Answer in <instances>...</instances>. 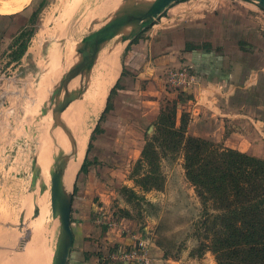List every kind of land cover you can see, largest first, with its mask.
Here are the masks:
<instances>
[{
  "label": "rangeland",
  "instance_id": "rangeland-1",
  "mask_svg": "<svg viewBox=\"0 0 264 264\" xmlns=\"http://www.w3.org/2000/svg\"><path fill=\"white\" fill-rule=\"evenodd\" d=\"M152 1L146 2L150 4ZM247 1L264 7V0ZM142 5L143 0H28L18 10L24 8L27 15L38 11L34 23L28 21L25 28L32 31L28 48L34 49V44H37L34 49L36 66L35 72L22 78V83L16 88L17 69L13 67L5 71L7 60L0 57V90H4L6 84L8 89L12 87L7 91L0 111V264H27L31 256L39 259L43 252L46 253L43 263L51 264L55 250L58 220L52 217L51 212L50 177L44 182L41 167L34 164L45 142L52 148L53 156L56 155L48 137L53 121L51 116H42L40 112L42 107L49 108L48 99L44 104L33 102L34 93L40 87L37 83L57 63L60 62L65 69L69 67L66 64L69 58L70 65L74 63L78 49L86 46L83 43L85 37L128 12L136 15ZM143 22L132 21L123 26L114 40L119 41L123 35H128L125 29L130 25L134 27L129 34L135 33L126 37L135 36L143 30ZM119 47L118 44L114 49ZM169 70L164 73L159 110L170 107L172 101L177 103L178 93L187 91L167 83ZM143 84L140 83L138 90L124 97V101L117 99L115 103L113 96L105 112H101L97 119L89 120L88 126H92L80 163L87 156L90 166L86 173H81L78 167L74 175L66 166L64 174L66 180L73 182L68 191L75 197L74 218L87 211L91 203H100L103 210L99 209V214L92 213L91 219L100 217L99 226L104 228L103 232L111 230L113 236L127 237L130 240L128 247L132 245V237L147 241L154 264H216L211 252L203 251L199 255L195 250L200 243L195 224L199 220L201 205L185 178L182 155L164 158V153L159 151L158 171L163 178L160 190H142L134 182L137 174L140 177L149 169L138 166L137 160L145 144V134L151 136V125L157 117L148 114L152 104L145 102L146 94L141 93ZM58 136L64 141V155L68 139L57 129L56 143ZM36 169L40 173L34 180ZM41 184L44 185L42 189ZM125 189L133 191L136 196ZM114 229L119 232H114ZM157 242L164 248L160 249L159 256L153 254ZM110 249L111 254L118 251L113 247ZM38 263L36 261L35 264Z\"/></svg>",
  "mask_w": 264,
  "mask_h": 264
},
{
  "label": "crops",
  "instance_id": "crops-1",
  "mask_svg": "<svg viewBox=\"0 0 264 264\" xmlns=\"http://www.w3.org/2000/svg\"><path fill=\"white\" fill-rule=\"evenodd\" d=\"M172 4L135 36L126 41L112 39L102 45L91 67L82 69L67 84V93L76 96L68 107L83 100L91 87V76L97 74L101 82L115 74L95 119L110 104L108 97L112 90L111 98L115 96L116 103L117 99L124 101L131 91L138 90L140 83H144L141 93L146 94L145 102L152 104L148 114L155 118L159 97L163 94L164 73L172 68L189 69L195 76V84L185 92L188 99H175L177 125L185 115L188 135L264 160V7L247 0H183ZM31 14L27 15L24 8L0 14V57L7 60L5 71L17 69L16 88L22 78L35 72L37 44L34 49L27 46L20 60H10L17 47L15 40L26 30ZM133 27L125 29L128 35ZM118 44L120 47L115 50ZM107 66L117 71L112 72ZM48 70L37 83L40 87L34 93V103L60 100L66 93L59 87L71 68L65 69L59 62ZM11 90L8 84L0 90V111L7 91ZM63 113L64 109L60 122H53L48 132L53 145L59 123L68 140L73 135L68 122L62 118ZM90 117L88 121L93 120ZM74 202L75 197L71 208L73 244L66 264H103L111 254V247L118 251L128 248L127 237L113 236L111 230L103 232L104 228L99 226L101 219L98 216L91 219L92 213L99 214L103 205L91 203L75 219ZM116 230L113 231L118 233ZM155 249L153 254L161 255ZM149 250L152 251L150 247Z\"/></svg>",
  "mask_w": 264,
  "mask_h": 264
},
{
  "label": "trees",
  "instance_id": "trees-1",
  "mask_svg": "<svg viewBox=\"0 0 264 264\" xmlns=\"http://www.w3.org/2000/svg\"><path fill=\"white\" fill-rule=\"evenodd\" d=\"M37 12L31 14V24ZM31 36V30L18 35L11 61L20 60ZM183 92L179 93V101L189 98ZM112 95L113 90L108 101ZM176 113L175 101L159 110L151 125L152 134H145L137 160L138 166H147L149 171L140 177L137 174L134 182L142 190H160L163 178L158 171L159 151L164 158L181 154L185 178L201 205L195 224L200 239L196 252H211L216 264H264V160L188 135L185 115L177 125ZM96 130L99 131L98 127ZM89 166L85 156L80 172L86 173ZM155 244L159 250L164 249L158 242Z\"/></svg>",
  "mask_w": 264,
  "mask_h": 264
},
{
  "label": "water",
  "instance_id": "water-1",
  "mask_svg": "<svg viewBox=\"0 0 264 264\" xmlns=\"http://www.w3.org/2000/svg\"><path fill=\"white\" fill-rule=\"evenodd\" d=\"M181 0H153L147 7V9L141 15H134L131 12L121 16L110 23L105 24L99 30L91 33L83 39V43L86 45L84 48L78 49V58L74 63L70 65V58L68 59V66L71 70L63 77L59 90H64L66 93L60 100L53 98L50 101V106L47 108L42 107L40 112L42 116L52 117V121L55 123L60 122L59 116L66 105L76 99L74 94H68L66 87L71 79L77 76L82 69H89L93 63V60L99 51V49L108 41L115 38L119 33L120 28L127 25L132 21H141L148 19L144 23V27L152 23L162 11H164L172 3H176ZM128 35H123L120 40L126 41ZM80 55V56H79ZM61 127V124H59ZM51 130V128H50ZM52 161L49 169L50 177V203L52 217L58 220V235L55 244V250L53 252L51 264H66L70 250L73 244V232L71 228V208L73 193L66 190L62 181V169L66 163V158L63 157L59 161L57 155L52 156ZM35 164V161H34ZM40 171L35 170L34 180L38 177ZM43 184L40 185L41 189Z\"/></svg>",
  "mask_w": 264,
  "mask_h": 264
},
{
  "label": "bare ground",
  "instance_id": "bare-ground-1",
  "mask_svg": "<svg viewBox=\"0 0 264 264\" xmlns=\"http://www.w3.org/2000/svg\"><path fill=\"white\" fill-rule=\"evenodd\" d=\"M27 1L28 0H12V1H4V2L0 1V14H9V13L17 12L22 7V5L25 4ZM146 1L147 0H143V5L141 7V10L136 15H141L148 8L147 6H148L149 2L147 3ZM112 6H113V4H112ZM143 20H145V19H143ZM143 20L134 21V22L139 24V23H142ZM133 33H135V32L130 33V35ZM38 36H41V35H38ZM38 38L39 39H37V40H40V37H38ZM74 56H73V58H74ZM113 61H114V59H113ZM110 67L111 66H109L108 68L110 69ZM105 69H107V68H105ZM105 69H104V71H105ZM110 70H113L112 72H114L115 69H110ZM115 71H117V70H115ZM98 74H99V72H98ZM96 75H93V77L91 76V78L89 79L90 80L89 83L90 84L92 83V84H91V87H89V90L86 91L87 93H86V95H84L83 100H81L80 102L76 101L73 104H71L69 107H68V105H66L64 107V113L62 114V118L69 123V127L72 131V133L71 132L70 133L74 135V137L72 135V137L67 141V143L65 145V149H64V155H63L66 158V163L62 169V172H63L62 181H63V185L66 188V190L70 189L72 186V183H73V182H70V179L66 180L64 177V174H66L65 173L66 166H67V170L72 175H74L75 172L77 171V169L80 165V162L82 160V157H83L85 142H86L87 136L89 134L90 127L92 126L90 124L89 126L86 127V125H85L86 121H88L90 116L93 117V120H94V118H96V116L99 112V109H101V107L103 106V102H104L103 100H104L105 95L107 94L106 90L110 86L111 81L114 78L113 76L115 74L112 77L110 75L109 79L106 78V80H102L101 82H99V80H97ZM103 79H104V77H103ZM74 84H75V81L70 85L74 86ZM69 114H71V115L67 117V115H69ZM59 124H61V127L59 125L58 130L65 137H67L66 132L63 131V129H62V123H59ZM42 140H44V138ZM63 142L64 141L62 140V138L60 136H58L57 137V143H56V141L54 143V153H56L59 161L61 160V158H63L61 156V150H63V146H62ZM52 156H53L52 148L50 146H48V144H46V142H45L44 144H42V147H41L39 154H38L37 163H35L41 167L40 168L41 169V176L44 179V182H47L49 179L48 176H49V169H50V166L52 163ZM42 178H40V180ZM71 178H72V176H71ZM39 182L40 181L38 179V184H39ZM35 189H37V188H35ZM44 254H46V253L43 252V256L41 255L42 260H39V259H41L40 255L38 256L39 259L37 257L31 256V258L29 259L30 261L27 264H35L36 261H37V263L39 262L38 264H44L43 263ZM33 256H36V255H33ZM45 258H46V256H45Z\"/></svg>",
  "mask_w": 264,
  "mask_h": 264
},
{
  "label": "built area",
  "instance_id": "built-area-1",
  "mask_svg": "<svg viewBox=\"0 0 264 264\" xmlns=\"http://www.w3.org/2000/svg\"><path fill=\"white\" fill-rule=\"evenodd\" d=\"M167 83L188 91L195 84V76L189 69L169 70ZM131 241L130 247L109 255L106 264H154L149 243L135 237H132Z\"/></svg>",
  "mask_w": 264,
  "mask_h": 264
}]
</instances>
